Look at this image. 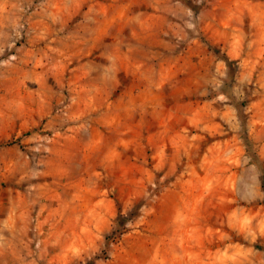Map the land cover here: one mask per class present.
Instances as JSON below:
<instances>
[{"label":"rangeland","instance_id":"374dc122","mask_svg":"<svg viewBox=\"0 0 264 264\" xmlns=\"http://www.w3.org/2000/svg\"><path fill=\"white\" fill-rule=\"evenodd\" d=\"M0 264H264V0H0Z\"/></svg>","mask_w":264,"mask_h":264}]
</instances>
